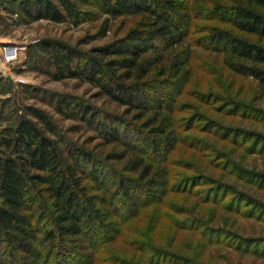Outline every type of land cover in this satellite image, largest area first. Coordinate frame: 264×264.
Here are the masks:
<instances>
[{
	"label": "trees",
	"instance_id": "1",
	"mask_svg": "<svg viewBox=\"0 0 264 264\" xmlns=\"http://www.w3.org/2000/svg\"><path fill=\"white\" fill-rule=\"evenodd\" d=\"M0 3L4 11H15L19 21L25 23L47 21L79 27L103 16L133 18L134 27L124 39L98 49L92 57L49 41L40 49L48 56L44 61L55 81L78 79L91 83L99 88L100 95L125 107L126 116L135 112V121H144L133 143L128 139L129 129L136 128H130L128 122L103 118L77 100H60L56 105L59 115L80 119L98 133L104 145L126 149L123 155L112 151L105 158L76 145L40 110L29 109L31 118L24 117L14 129L0 131V146L4 149L0 152V264H49L53 258L54 264H181V256L160 247L158 242L133 238L144 239L140 224H126L138 216L146 218L142 211L163 193L160 187L167 186L160 184V179L170 176L168 171L156 169L157 165L168 166L171 152L189 138L174 136L172 103L176 98L173 100L171 95L184 87L193 66L191 58L181 57L184 51L176 53L174 48H182L191 32L199 28L195 21L207 19L231 27H207L203 40L210 51L223 56L224 68L237 77L253 80L264 93V45L260 44L264 40V0ZM248 36L258 42L248 40ZM151 53L158 55L156 64L162 65L157 71L150 68ZM168 53L172 54L166 57ZM198 97L202 101L214 99L222 105L220 109L233 108L230 114L236 115L242 108L237 114L250 117L252 111L218 95ZM250 142L255 150L264 151V137ZM220 155L219 160L225 161L218 162L222 170L264 189V175L249 174L224 153ZM129 156L127 173L137 178L117 172L112 164ZM218 186L224 194L232 189L225 184ZM229 195L226 193V197ZM238 196L245 207L264 212V204L245 194ZM122 245L128 247L126 252ZM122 251L125 259L115 255ZM165 256L176 261L159 262Z\"/></svg>",
	"mask_w": 264,
	"mask_h": 264
},
{
	"label": "rangeland",
	"instance_id": "2",
	"mask_svg": "<svg viewBox=\"0 0 264 264\" xmlns=\"http://www.w3.org/2000/svg\"><path fill=\"white\" fill-rule=\"evenodd\" d=\"M2 8L0 46L21 45L25 51L20 61L12 66L4 63L0 51V131L14 129L22 118H31L29 109H35L44 112L76 145L97 157L105 158L112 151L118 155L126 153L122 145H104L98 133L80 119L59 115L56 105L60 100H77L103 118L128 122L130 128H136L134 131L129 129L128 139L133 143L137 142L135 132L142 130L144 121H135V112L126 116L125 107L100 95L99 88L91 83L78 79L55 81L44 61L48 56L40 46L46 41L61 43L92 57L98 49L124 39L134 27L135 20L103 16L79 27L47 21L25 23L19 21L15 11ZM195 24L199 28L191 32L182 48H174L176 53L184 51L182 58H191L192 76L184 82L179 93L171 95L172 99L176 98L175 104L172 103L174 136L180 140L189 138L171 152L168 166L157 165L156 169L168 171L170 176L160 179V184L167 186L164 189L160 187L163 193L158 195L153 205L142 211V214H147L146 218L138 216L126 224H140L138 228L142 229L145 237L133 238L158 242L160 247L181 256V264H264V212L255 210L256 207L254 210L245 207L240 196L235 197L245 194L264 204V189L237 180L230 171L222 170V164L218 163L225 162L219 160L220 153H224L247 173L264 175V151L255 150L250 142L252 138L264 137V93L253 80L237 77L224 68L223 56L210 51L203 40L207 27H231L207 19L195 21ZM248 40L258 42L252 36H248ZM260 44L264 45V40ZM169 54L172 53L166 57ZM148 59L154 71L162 66L156 64L158 55L151 53ZM19 79L24 83L18 82ZM198 94L206 98L218 95L232 99L252 109L250 117L237 114L242 108L235 112L236 115L230 114L228 112L233 108L220 109V103L210 98L202 101ZM162 114L167 113L164 111ZM141 133L148 134L147 131ZM2 150L0 146V152ZM130 159L131 156L112 164L117 172L137 178L136 174L127 173ZM222 184L232 188L229 192L226 190L230 194L228 197L220 191L218 185ZM154 223L156 226L151 227ZM114 248L115 245L112 250ZM127 248L122 245L124 252ZM123 251L115 255L125 259ZM171 259L174 258L165 256L159 262H172ZM54 261L53 258L49 264H54Z\"/></svg>",
	"mask_w": 264,
	"mask_h": 264
},
{
	"label": "built area",
	"instance_id": "3",
	"mask_svg": "<svg viewBox=\"0 0 264 264\" xmlns=\"http://www.w3.org/2000/svg\"><path fill=\"white\" fill-rule=\"evenodd\" d=\"M0 51L5 64L12 66L20 61L21 54L25 51V47L21 45H2ZM11 77V76H10ZM18 82L24 83V80L19 79Z\"/></svg>",
	"mask_w": 264,
	"mask_h": 264
},
{
	"label": "water",
	"instance_id": "4",
	"mask_svg": "<svg viewBox=\"0 0 264 264\" xmlns=\"http://www.w3.org/2000/svg\"><path fill=\"white\" fill-rule=\"evenodd\" d=\"M11 81H12V79L11 78H9Z\"/></svg>",
	"mask_w": 264,
	"mask_h": 264
}]
</instances>
